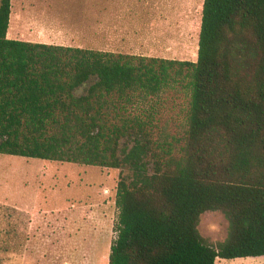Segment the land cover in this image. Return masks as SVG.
Masks as SVG:
<instances>
[{
    "label": "trees",
    "instance_id": "trees-1",
    "mask_svg": "<svg viewBox=\"0 0 264 264\" xmlns=\"http://www.w3.org/2000/svg\"><path fill=\"white\" fill-rule=\"evenodd\" d=\"M10 13L0 0V154L128 171L108 264L264 256V0H203L195 61L9 38ZM179 89L182 134L159 140L130 108ZM208 210L228 221L215 244Z\"/></svg>",
    "mask_w": 264,
    "mask_h": 264
},
{
    "label": "rangeland",
    "instance_id": "rangeland-1",
    "mask_svg": "<svg viewBox=\"0 0 264 264\" xmlns=\"http://www.w3.org/2000/svg\"><path fill=\"white\" fill-rule=\"evenodd\" d=\"M202 1L11 0L7 37L195 61ZM87 2L95 21L100 16L94 10L101 2L135 8V33L96 30L92 38H80L74 29L80 27ZM136 105L130 110L154 113L155 138L172 140L182 134L187 107L182 89ZM85 170L83 174L69 163L0 154V264H107L115 238V187L120 174L128 171L95 166ZM227 226L221 211L208 210L200 215L198 230L215 244L225 239ZM215 264H264V256L217 257Z\"/></svg>",
    "mask_w": 264,
    "mask_h": 264
},
{
    "label": "crops",
    "instance_id": "crops-1",
    "mask_svg": "<svg viewBox=\"0 0 264 264\" xmlns=\"http://www.w3.org/2000/svg\"><path fill=\"white\" fill-rule=\"evenodd\" d=\"M90 3L91 2H87V6L82 9V13H80V27L77 30L76 28L74 29L75 31L81 33L79 35L80 38H92L93 31L96 30H99L102 33H117L120 31H129L135 33V28H132L135 27V8L124 10L120 4L113 3L111 5H108L105 2H101L96 5L94 10L95 15L98 14L100 16V19L98 21H95V19H92L93 11ZM125 16L127 17V19H125ZM104 17H106L105 21L103 20ZM97 23L99 25H97ZM93 24H96L99 28L96 29L97 26L94 28ZM132 37L135 38V34L132 35Z\"/></svg>",
    "mask_w": 264,
    "mask_h": 264
}]
</instances>
